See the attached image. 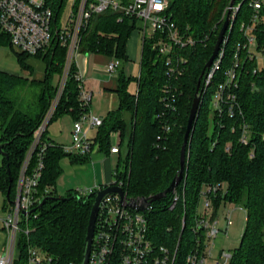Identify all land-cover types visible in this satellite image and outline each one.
<instances>
[{
    "label": "trees",
    "instance_id": "1",
    "mask_svg": "<svg viewBox=\"0 0 264 264\" xmlns=\"http://www.w3.org/2000/svg\"><path fill=\"white\" fill-rule=\"evenodd\" d=\"M230 2L170 0L168 11L172 19L185 35L196 40L192 46L178 48L173 54L175 62L182 59L181 72L169 73L167 57L153 48L158 38L155 33L150 38L143 37L137 91L129 90L131 78L125 74L120 76L117 88L120 106L104 117L93 140L108 153L112 133L120 132V145L125 144L126 150L125 155L119 157L115 180L123 181L128 196L150 197L161 193L178 173L198 82L201 79L202 85L208 69H205L206 63ZM235 4L241 5L226 33L221 69L201 94L197 120L187 147L185 175L176 188L180 199L171 208L174 193H168L154 200L145 211L153 242L167 246L172 252L178 247L174 264H186L187 255L197 246L194 224L201 212V190L215 184L222 187L217 195L211 196V218L217 217L221 206L227 203L242 205L246 210L241 241L231 251L228 264H264V66L255 72L256 61L246 59V51L243 52V71L237 89L240 110L233 116L226 110L219 115L213 111L211 102L217 85L224 80L225 71L234 64L237 45L243 40L241 25L250 21L253 12L250 0H235ZM137 23V19L128 16L119 20V13L112 9L95 14L83 31L81 51L127 61V43ZM255 33L259 47H264V5ZM1 45L11 46V43L0 25ZM46 49L36 55L16 50L22 69L32 76L34 67L30 58L45 62L42 79L0 69V146L5 153L0 167V189L5 193V204L15 196L17 179L34 131L55 97L58 84H53V74L59 73L61 77L63 72L66 48L54 39ZM76 69L74 63L52 121L64 113H72L77 119L83 112ZM244 122L252 131L249 144L239 140ZM48 139L46 132L44 140ZM39 150L40 147L32 156L31 167L35 166ZM66 155L73 163H85L89 157L67 153L57 143L47 146L39 189L42 197L50 198L31 219L35 230L30 234L34 245L59 256L64 264L82 261L94 202L93 196L75 195L74 189L66 195L56 192L57 179L63 172L61 159ZM224 185H227L226 190Z\"/></svg>",
    "mask_w": 264,
    "mask_h": 264
},
{
    "label": "built area",
    "instance_id": "2",
    "mask_svg": "<svg viewBox=\"0 0 264 264\" xmlns=\"http://www.w3.org/2000/svg\"><path fill=\"white\" fill-rule=\"evenodd\" d=\"M68 1L70 0H0V25L2 30L9 35L12 48L36 55L49 47L54 39H57L66 48V59L55 97L34 131L31 146L17 179L15 196L4 206L6 211L2 221L5 241L0 251V264H18L19 262L22 264H64L59 256L31 242L30 234L35 230L31 225V219L37 216L36 211L43 198L40 194L39 183L45 167L44 154L47 146L54 144L50 139L45 141L44 134L48 132L49 124L52 122L74 63L77 66L75 77L80 89L83 112L74 121L72 143L61 145V147L65 152L79 156H90L99 148V144L89 136L88 129L99 127L103 123L104 117L96 116L89 111L92 93L85 90L84 77L77 65L82 34L93 15L112 9L119 13V20L125 16L137 19V22L143 26L144 36H146L147 27L151 25L158 37L153 48L167 57L169 73L173 75L181 72L179 63L182 59L177 62L174 60L173 54L176 53V49L192 46L196 41L194 37L185 35L172 19L168 11L170 0H71L70 13L66 19L62 20L61 12ZM240 5L234 4L231 9L228 31L233 25ZM263 5L264 0H250L253 12L250 21H245L241 25L243 40L237 45L234 64L225 71L224 80L217 85L211 101L213 111L219 115H222L226 110L233 116L236 111L240 110V108L238 109L237 89L243 71V52L246 51V59L254 61L256 59L255 51L264 55V47H259L255 33ZM228 9L229 6L226 9V15ZM57 10L60 11L59 15ZM226 40L225 35L218 56L203 75L201 94L206 92L213 82L214 76L221 69ZM122 62L120 58L112 57L107 66L108 71H117ZM259 69L260 67H256L255 72ZM251 137V128L248 123L244 122L241 125L239 140L243 144H249ZM38 147H40L38 159L35 166L31 167L32 156ZM110 151L112 153L120 152V141L113 143ZM112 183L123 187V181L115 180ZM103 187L96 185L76 188L73 193L85 196L95 193ZM221 187L220 184H215L209 188L204 186L201 190L203 210L200 209V215L194 224V231L198 233V242L197 246L187 255L186 264H211L210 261H215V264H228L232 257V252L224 249H221L219 257L213 256L216 237L221 231L228 234L229 227L233 224L229 217L233 211L232 207H227L228 212L224 224L226 230L224 227L222 229L219 216L211 218V196L217 195ZM173 193L171 208L180 199V193L176 189ZM134 198L138 199L140 205L145 206L144 210L129 204ZM150 198L151 196L130 197L126 192L124 202L121 201L118 193L110 194L102 201L88 264L175 263L178 247L172 252L167 246L155 244L149 237L145 211L151 208L153 201ZM68 264H82V261Z\"/></svg>",
    "mask_w": 264,
    "mask_h": 264
},
{
    "label": "rangeland",
    "instance_id": "3",
    "mask_svg": "<svg viewBox=\"0 0 264 264\" xmlns=\"http://www.w3.org/2000/svg\"><path fill=\"white\" fill-rule=\"evenodd\" d=\"M72 6V1H68V3L65 5V8L61 12V19L64 20L68 17L70 13V9ZM226 10L224 11V17ZM146 36L148 38L152 37L155 34V31L151 25L147 27L146 30ZM144 37V31L143 26L140 23H137L136 28L133 30L128 43H127V55L128 60L126 61V73L127 77L131 78V82L129 85V88L133 89L134 91H137L138 88V82L136 78L139 76L140 73V62H141V51H142V42ZM47 52V49L44 51V53ZM256 54V63L257 67H263L264 66V55H262L260 52L255 51ZM0 69L8 71L10 73L14 74H27L28 76L33 77L32 75H29L28 72H25L22 69V66L17 58L16 50L12 48L10 45H1L0 46ZM59 73L53 74L52 82L54 85H57L59 82ZM106 117V116H104ZM129 118V117H128ZM57 127V126H56ZM98 132V129L95 128L90 132V136L96 137ZM48 134V132H47ZM70 138V137H69ZM73 137L71 136L70 143H72ZM125 155V154H124ZM3 154L0 151V167L3 165ZM119 161L118 155L116 156V159L114 160V165L117 166ZM99 162H87V168L84 166L76 167L74 163L71 161V158L69 155L63 156L61 159V165L63 167L62 174L57 179V193L59 195H66L68 191L76 188H85V187H92V183L94 182L96 176L103 172V168ZM85 164V165H86ZM114 166V167H115ZM227 185L223 186V189L226 190ZM5 193L2 189H0V243L3 238V229L4 224L2 221V218L5 215L4 206H5ZM227 207L233 208L232 213L229 215V217L232 219L233 224L229 227L228 234H225L224 231H221L219 235L215 239L216 246L213 248V256L219 257L221 249L227 250V251H233L241 241V236L243 234L245 224H246V210L242 205L239 204H223L221 208L219 209V218L221 219V225L222 229L225 224V217L227 216ZM203 210V206L200 208ZM211 264H215V261H210Z\"/></svg>",
    "mask_w": 264,
    "mask_h": 264
},
{
    "label": "crops",
    "instance_id": "4",
    "mask_svg": "<svg viewBox=\"0 0 264 264\" xmlns=\"http://www.w3.org/2000/svg\"><path fill=\"white\" fill-rule=\"evenodd\" d=\"M128 57L130 58V56ZM111 59V56L94 51H81L77 57V65L81 69L84 77V88L85 90L92 93L89 111L96 116H107L110 111L118 109L121 103L119 94L117 93V88L119 85L120 76L122 74L127 76V64L126 61H124L117 71L109 72L107 66ZM30 63L34 67L33 76L37 79H42L46 69L45 62L40 58L34 57L30 58ZM24 71L29 73V71ZM24 75L27 74L24 73ZM129 90L131 92H136L131 88H129ZM74 121L75 117L72 113H64L57 117L49 124L48 138L54 143L60 145H69L74 128ZM93 129L95 128L88 129L89 136ZM90 137L94 138L93 136ZM118 141L121 143V135L119 131H115L111 135V145ZM125 150V144H123L122 146L120 145V152L112 153L109 151L106 153L100 149L99 145V148L95 150L87 160V162H99L103 168V172L96 176L94 182L91 184L92 186H105L115 181L116 178L114 173L116 166L114 165V160L116 159L117 155L118 158L120 155H123ZM87 162L74 163V165L79 168L80 166L87 168ZM55 189L57 192V188ZM4 241L5 232L3 229V238L0 243V251L2 250Z\"/></svg>",
    "mask_w": 264,
    "mask_h": 264
},
{
    "label": "water",
    "instance_id": "5",
    "mask_svg": "<svg viewBox=\"0 0 264 264\" xmlns=\"http://www.w3.org/2000/svg\"><path fill=\"white\" fill-rule=\"evenodd\" d=\"M234 4H235V0H231L225 21L223 23V26H222L220 32H219V35H218L217 41L215 43L212 55L209 58L208 62L206 63L205 69L209 68L212 65L213 61L215 60V58L219 54V51L221 49V45L224 41L225 35H226V33L230 27V14H231V9L234 6ZM200 99H201V79L198 82L196 94H195L193 104H192V108H191L189 118H188L187 128H186V132H185V136H184V142H183V146H182V150H181L180 169H179L178 173L176 174V176L174 177V179L172 180L169 187L166 190H164L163 192L158 193L154 196H151V198H150L151 201L159 200V199L163 198L166 194L174 192L175 189L177 188V186L180 184V182L184 178L186 164H187V158H188L187 147H188L189 142L191 140L192 133H193L194 126H195V122L197 120L199 106H200ZM0 151L1 152L3 151L2 146H0ZM2 154L5 155V153H2ZM113 193H118L121 197V201L122 202L125 201L126 192H125L124 188L115 184V183L107 184L103 188H101L100 190L96 191L95 193L88 194V197H92V196L94 197V202H93V206H92V210H91V214H90V219H89V224H88V229H87V234H86L85 247H84V252H83V257H82V264H88V262H89V256L91 253L96 221H97V217H98V213H99L102 201L108 195L113 194ZM49 198H50L49 196L43 197L42 200L39 202L38 207H41ZM129 204L134 206V207H139L141 210L145 209V206L140 205L138 202V199H135V198L131 202H129ZM224 230H226V226H224Z\"/></svg>",
    "mask_w": 264,
    "mask_h": 264
}]
</instances>
